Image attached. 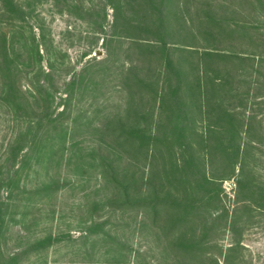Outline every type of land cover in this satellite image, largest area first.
<instances>
[{"label": "rangeland", "instance_id": "374dc122", "mask_svg": "<svg viewBox=\"0 0 264 264\" xmlns=\"http://www.w3.org/2000/svg\"><path fill=\"white\" fill-rule=\"evenodd\" d=\"M17 1L25 14L15 27V7L3 13L0 3V31L9 40L0 61L7 54L22 70L18 79L0 73V264H178L183 255L198 257L191 263L225 264L228 255V264H264V212L234 214L240 201L225 167L217 163L214 173L224 180L210 187L179 150L188 143L202 146L209 124L218 129L206 146L219 149L225 112L241 103L236 91L251 90L248 111L263 99L264 85H258L264 83V66L242 63L237 70L217 61L216 68L206 57L173 56V47L254 50L241 38L247 27L239 24H259L264 41V0H182L183 7L170 9L181 11L175 22L181 38L152 36L158 49L117 34L111 38L114 12L105 0ZM192 62L227 86L217 90L209 113L189 94L191 124L177 137L166 116L153 118L159 105L152 106L150 92L133 82L129 87L125 73L132 65L138 78L145 70V79L161 81L168 63L190 68ZM89 63L95 64L85 69ZM189 75L193 85L205 81ZM255 110L264 114V105ZM186 179L195 189L183 190ZM161 181V200L175 204H164L161 213L114 207V201L134 204ZM198 182L206 201L194 212L185 198L198 194ZM189 219L194 224L188 227ZM176 221L175 235L166 238ZM193 228L198 233L191 238Z\"/></svg>", "mask_w": 264, "mask_h": 264}, {"label": "trees", "instance_id": "16d2710c", "mask_svg": "<svg viewBox=\"0 0 264 264\" xmlns=\"http://www.w3.org/2000/svg\"><path fill=\"white\" fill-rule=\"evenodd\" d=\"M107 1V6H110L114 12V21L111 24V29L113 34L110 36L111 38L116 37H126L128 39H132L140 44L137 46H143L144 44H148L149 42L152 49H158L157 44H153L154 40H150L152 36L157 37L162 40L164 36H179V30H175V22L179 23L177 12L181 11H170L172 7L177 5L178 7H183L184 1L182 0H105ZM187 1V0H186ZM0 3L3 6V13H8L9 7L13 5L16 9V17L11 15L12 26L14 23H23L24 16L23 8L19 5L17 0H0ZM74 3V2H73ZM71 3L70 7L73 6ZM106 20V16L104 17ZM1 24V23H0ZM239 25H244L245 30L244 34L241 37L245 40H248L251 44V48L254 50L251 51H231V50H219L212 47H201L194 48L192 46L189 47H173L174 51L177 53L173 54L180 57H201L202 59L206 57V63L216 68H221V66H217V61L219 63H223L226 67H232L239 70V66L242 63H253V65L258 69L259 67L264 66V41L259 36L261 31V26L256 24L255 22H243ZM100 26V24H99ZM15 27V26H14ZM102 28V25H101ZM120 30H125L128 33L126 35H122ZM172 30V31H171ZM133 32L134 35H129ZM171 32H174L171 34ZM117 34V35H116ZM15 39V36L12 37ZM150 40V41H148ZM107 39H104V43ZM7 42L8 36L6 33H2L0 31V49L2 52L7 53ZM157 43H162V41H155ZM160 45V44H159ZM176 46V45H173ZM164 47V46H163ZM171 45L167 48H170ZM177 49V50H176ZM173 51V50H171ZM168 61L171 56L166 57ZM14 61L9 58V55L6 54V60L0 61V73L5 75L6 71H9L14 78H20L19 74L22 71L20 67L15 65ZM193 65L190 68L178 67L175 68L170 63L167 64L166 69H161L160 73H163V77L160 80H155L154 77L148 78L145 70H143L141 77H137L134 68L132 65H129V68L126 69L125 75L127 76V80L130 84L133 82L132 87H136L140 92L142 90H146L150 92L153 96L155 102L152 106L159 105V114L157 116H153V118H158L161 121L163 120V116H166V120L171 127L172 132L175 136L179 137L180 135H185V133L180 132L181 129L187 131L191 124V113L190 105H191V92L193 91L196 100L200 98L203 112L205 110L208 113L214 108V104H211V99L213 96L216 97V92L220 88H225L227 83L224 79L218 78L216 80H212L208 78V73L203 69V65L200 62L201 66L197 68V64L192 62ZM95 63H89L85 69L89 67H93ZM100 63H98L99 65ZM215 68V69H216ZM84 69V71H85ZM238 72V71H237ZM257 72V71H256ZM189 73L197 76L198 79H203L205 81H201L202 83H196L193 85L191 83V77ZM171 74V77H170ZM228 74V73H227ZM174 75L177 76L174 77ZM264 85L259 82V85ZM18 85V83H17ZM163 85V87L161 86ZM18 87V86H17ZM7 88V85H6ZM11 89V88H10ZM171 90V94L167 93V90ZM17 91L23 93L22 87L17 88ZM251 91V90H250ZM249 93L246 95H238L239 91H236L237 97H242L240 105L235 108L229 109L226 115V120L223 125H221V135H223V143L220 144V148L216 149L210 144L206 146L205 141L209 142V136L218 128L214 126L208 125V135H205V138H202V146L200 144H191L183 145L179 148L182 151L184 160L190 165V167H194L192 161L195 163V167L201 169V177L205 185L208 183L209 186H214L218 184V182L224 180V178H220L215 175L214 170L217 168V163L221 164L219 166L225 167L226 175L228 178L235 179L236 186V194L238 202V208L234 211V214L245 212V214H251L254 211L264 212V114H257V110L255 107L264 105V97L260 100L259 103H252L250 110L248 111V99ZM2 92H6V89ZM143 94V93H142ZM217 98V97H216ZM143 99H140L139 106L142 107ZM196 104V103H195ZM198 104V102H197ZM199 104V106L201 105ZM198 107V106H197ZM201 109V111H202ZM170 110V111H168ZM222 111V109H221ZM243 119L247 118L245 122ZM208 119L206 118L205 124ZM152 135V134H151ZM244 136L250 141H244ZM151 140L154 139L155 136H151ZM164 137V135H163ZM205 139V140H204ZM192 141V140H191ZM244 141V142H243ZM173 143V142H169ZM205 144V145H204ZM170 148L174 149V145H169ZM161 148V147H160ZM152 152L157 154L159 152V147L153 148ZM186 153L187 156L184 154ZM185 161V162H186ZM228 167L226 169V165ZM178 165V163H177ZM180 168V166H177ZM183 169V168H182ZM227 170V171H226ZM184 171L189 173V169L184 166ZM209 173V175H208ZM162 183V181H161ZM159 183V184H161ZM185 185L183 190L186 191L189 188L195 189V187L191 184L189 179L183 181ZM151 186V182H150ZM163 186V187H162ZM200 183H197L198 194L190 195L185 198V201L192 207H194V212L199 211L203 204L205 203L204 195H202L200 190L198 189ZM120 187V186H119ZM164 183L157 186V190L152 188L151 193L145 192L142 195V198L137 199L134 204L130 202L123 201H114V207H119L122 209H144L150 210L153 214H159L166 207L164 204L175 205L169 201L161 200L160 193L164 191ZM125 195L129 194V186L124 187ZM187 192V191H186ZM171 195V193H170ZM152 197H154L152 199ZM172 198L175 195H171ZM129 198V195L127 196ZM234 215V216H236ZM178 216L175 214V217ZM181 221V220H180ZM178 225L171 227L165 237L170 238L175 235V232L179 226V223L176 221ZM188 227L193 225V221L189 219ZM236 222L234 221L233 226L235 227ZM198 230L192 229L189 234L191 238L193 236H197ZM190 238V239H191ZM234 246L231 247L233 249ZM182 247H179L181 249ZM196 248V247H195ZM230 249V251H232ZM189 252H192L189 249H183ZM184 257H178L179 260H182V263L178 264H217V263H191V260H196L193 255H183ZM231 257L226 255L224 262L228 264L230 262ZM177 263V262H176ZM238 264H248L245 262H239Z\"/></svg>", "mask_w": 264, "mask_h": 264}]
</instances>
